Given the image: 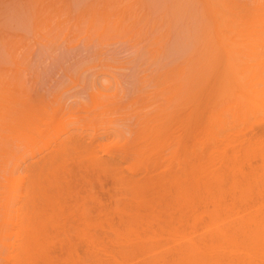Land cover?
<instances>
[{
    "label": "bare ground",
    "instance_id": "bare-ground-1",
    "mask_svg": "<svg viewBox=\"0 0 264 264\" xmlns=\"http://www.w3.org/2000/svg\"><path fill=\"white\" fill-rule=\"evenodd\" d=\"M252 69L264 0H0V264H264Z\"/></svg>",
    "mask_w": 264,
    "mask_h": 264
},
{
    "label": "rangeland",
    "instance_id": "rangeland-1",
    "mask_svg": "<svg viewBox=\"0 0 264 264\" xmlns=\"http://www.w3.org/2000/svg\"><path fill=\"white\" fill-rule=\"evenodd\" d=\"M255 71H256L255 69H252V71H251L252 74H255ZM229 73H231V71L224 68V67L219 69V71H217V74L215 77V84L218 83L224 75H227ZM256 73H257L256 75L259 76V78H257V80H258L257 83L259 82L260 79L264 82V70L258 69V71H256ZM262 81H260V82H262ZM260 82H259V85H260ZM257 83L255 82V86H258V87H256V89L258 88L257 90L258 91L260 90V93H261V91L264 92V84L261 83V85L259 86V85H257ZM221 85H223V84H221ZM221 85H219V86H221ZM216 88H218V87H216ZM218 90H222V89L218 88ZM258 94H259V92H258ZM258 94H257V96H258ZM262 94L259 96H262ZM225 98H230V97H220L219 95L218 96H210V95L206 94V113H209L210 111H212L214 109V107H216L219 103H221ZM260 100H261V102H264V97H260ZM259 108H260V110H259ZM256 110L258 112L255 113L253 111L251 114V115H253V113H255L254 116H249V121H248L249 123H246V124L245 123H237L236 125L232 126L229 129L230 131L228 130L227 133L225 134V137L223 138L224 141H222V146L224 143L223 147H224V150L226 149L225 153L227 154V156H230L233 153V147L229 146L230 142H235V145H236V143H238L240 140L248 138L247 136L254 137L255 134H257V136H255V138H253V139L260 138L264 141V130H263V132H261V131L258 132L259 130L258 131L256 130L257 127H259V126L264 127V108L257 107ZM253 129L255 130V132L252 131ZM258 129H260V127ZM244 134H245V136H244ZM262 150H264V145L262 147ZM244 153H246V152L244 151ZM249 153L250 154H246V156H251L252 159H255V160H252V162L256 163L255 165L258 166L257 167L258 171L255 172L256 173V175H254L255 177L253 176V178H255L257 181H254L255 179L250 178L251 177V175H250L251 169L250 168H251L252 164H254V163L250 164L249 161H247L249 159V157H247L248 158L247 159L245 154H243L244 160H243V158L239 159V160L236 159V161L231 164L230 169H227V167H226L227 163L225 162L224 183L221 186L220 191L219 192L217 191V193H216V194H218V193L223 194L224 193L223 196L226 200L225 204L234 205L232 207H236V209L249 208L250 205L248 203H251V201H253V200L255 201L257 199H260V202H261V200L263 199V201H264V164H263V157H262V154H260V153H254L253 154L251 151ZM239 155H240V152H239ZM254 155H256V156L253 157ZM249 160H251V158ZM244 161H246V162H244ZM259 172H260V174H259ZM244 173L246 174V176ZM231 176H232V178H231ZM230 182H231V184H230ZM247 184L249 186L251 184V187L246 186ZM257 187H258V189H257ZM238 188H239V190H238ZM226 189H228V190H226ZM236 189H237V191H236ZM252 190L257 191V194L255 191H254L255 194L252 193L253 192ZM258 194L260 195V197L256 196ZM104 197H106V196H104ZM261 203H264V202H261ZM209 206L212 208L213 207L212 203L209 204Z\"/></svg>",
    "mask_w": 264,
    "mask_h": 264
}]
</instances>
